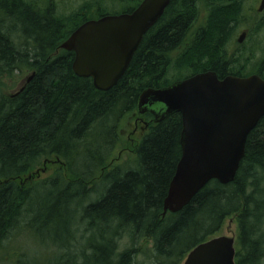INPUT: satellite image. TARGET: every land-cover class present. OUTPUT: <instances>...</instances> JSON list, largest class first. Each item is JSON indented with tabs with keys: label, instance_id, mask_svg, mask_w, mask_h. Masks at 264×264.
Instances as JSON below:
<instances>
[{
	"label": "trees",
	"instance_id": "obj_1",
	"mask_svg": "<svg viewBox=\"0 0 264 264\" xmlns=\"http://www.w3.org/2000/svg\"><path fill=\"white\" fill-rule=\"evenodd\" d=\"M234 1L211 0V10L209 0H171L123 77L103 92L74 75V54L60 49L94 20L89 14L106 16L100 5L85 3L64 15L54 0H0V264H28L12 243L20 231L48 233L59 252L51 264H135L136 245L118 247L125 236L151 241V264H180L229 217L237 224L236 264H264V117L247 138L233 182L213 180L181 211L162 217L180 158L181 120L174 114L156 123L137 108L144 90L219 67L218 44L237 19ZM23 66L34 72L31 81L19 94L4 95L1 78ZM171 70L184 75L169 80ZM132 115L148 131L129 140L132 160L114 165L119 124ZM49 159L61 169L32 182ZM76 235L78 254L70 246Z\"/></svg>",
	"mask_w": 264,
	"mask_h": 264
},
{
	"label": "water",
	"instance_id": "obj_2",
	"mask_svg": "<svg viewBox=\"0 0 264 264\" xmlns=\"http://www.w3.org/2000/svg\"><path fill=\"white\" fill-rule=\"evenodd\" d=\"M170 1L142 0L130 13L106 15L78 26L60 45L74 54L73 73L90 78L96 90L115 87ZM137 108L140 114H152L156 123L180 116V158L163 200L165 217L181 211L211 181L233 182L247 138L264 117V79L252 75L219 80L214 73L203 72L164 88L144 90ZM235 257V238L221 236L195 246L182 264H236Z\"/></svg>",
	"mask_w": 264,
	"mask_h": 264
},
{
	"label": "rangeland",
	"instance_id": "obj_3",
	"mask_svg": "<svg viewBox=\"0 0 264 264\" xmlns=\"http://www.w3.org/2000/svg\"><path fill=\"white\" fill-rule=\"evenodd\" d=\"M57 9L64 15H68L71 12L77 10L82 4L89 3L94 6L100 5L101 12L105 11V15H119L123 13L125 10L132 8L137 0H54ZM98 13H91L88 15V18H98ZM259 58L258 56L252 57V59ZM251 67V66H249ZM245 68L246 71L251 68ZM34 72L28 70L27 67L23 66L21 71H15L12 77H2L1 78V91L6 96H13L18 93L21 86L25 84L27 79H31V76ZM264 73V72H263ZM178 75L175 71L171 70L167 75L169 80H177L178 77L183 76ZM136 115L129 116L124 119L123 122L119 124L118 134H119V142L115 147L112 153V160L114 165H120L124 162H130L132 153L127 148V144H129V138L138 139V133L132 134L135 128L136 123ZM57 160L49 159L48 165H43L37 167L38 170H34L35 174H37V178H33L32 182L36 180H46L52 178L56 171L60 170V165L56 164ZM23 220V219H22ZM76 222V221H75ZM20 236H17V233H14L12 238L13 245H17L20 250H24L26 253V260L28 264H51L58 257V250L55 247L51 246V238L48 237L47 232H32L29 236H26V232L20 231ZM79 235V233H78ZM234 237L235 238V248H237V224L234 217L227 218L221 229L218 233L211 236L210 239L215 237ZM14 240V241H13ZM53 242V241H52ZM79 239L77 235L75 239L71 243L72 251L76 249V254L79 253ZM136 245L135 248H132L137 253L134 257L135 264H151L152 256H149L150 250L152 248V243L148 239H142L139 243H133L129 241L128 238H122L118 243V247L120 251L126 250L132 245ZM50 249V253H47V249ZM129 248V249H130ZM149 256V257H148ZM187 254L184 255L180 264H182L186 258ZM148 257V258H147Z\"/></svg>",
	"mask_w": 264,
	"mask_h": 264
},
{
	"label": "flooded vegetation",
	"instance_id": "obj_4",
	"mask_svg": "<svg viewBox=\"0 0 264 264\" xmlns=\"http://www.w3.org/2000/svg\"><path fill=\"white\" fill-rule=\"evenodd\" d=\"M234 2L238 5L237 19L231 33L218 44L219 60L217 63H219V67L215 71L209 69V71L205 72L214 73L219 80L229 76L245 78L252 75H257L264 79L263 0H235ZM196 3L200 11L202 5L198 1ZM208 4L209 9H211L213 5L211 0H209ZM205 15L206 13L201 12L198 19L202 20ZM207 17H209V12H207ZM254 56L259 58L252 59ZM248 67L251 69L246 71L245 68ZM222 71L224 72L222 73ZM30 81L31 79L26 80L18 94L25 89ZM147 131L148 124L138 117L132 134L138 133L137 137L140 139ZM129 140L134 141L131 138Z\"/></svg>",
	"mask_w": 264,
	"mask_h": 264
},
{
	"label": "bare ground",
	"instance_id": "obj_5",
	"mask_svg": "<svg viewBox=\"0 0 264 264\" xmlns=\"http://www.w3.org/2000/svg\"><path fill=\"white\" fill-rule=\"evenodd\" d=\"M73 60H74V58H73ZM33 75H34V73H33ZM75 75V74H74Z\"/></svg>",
	"mask_w": 264,
	"mask_h": 264
}]
</instances>
